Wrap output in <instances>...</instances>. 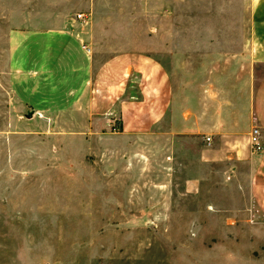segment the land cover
I'll use <instances>...</instances> for the list:
<instances>
[{"label": "rangeland", "instance_id": "374dc122", "mask_svg": "<svg viewBox=\"0 0 264 264\" xmlns=\"http://www.w3.org/2000/svg\"><path fill=\"white\" fill-rule=\"evenodd\" d=\"M86 1L0 0V264H264V212L248 164L228 174L221 161L200 164L203 139L174 134L171 117L122 133L101 88L93 93L104 102L90 111L36 113L14 96L11 32L59 28L49 18L63 12L87 21L77 13ZM229 1L97 0L134 43L148 36L154 58L157 30L174 21L235 28ZM191 175L204 177L197 192L185 191Z\"/></svg>", "mask_w": 264, "mask_h": 264}, {"label": "crops", "instance_id": "0c3cea01", "mask_svg": "<svg viewBox=\"0 0 264 264\" xmlns=\"http://www.w3.org/2000/svg\"><path fill=\"white\" fill-rule=\"evenodd\" d=\"M230 4L236 7L235 28H208L205 21L204 27L181 30L174 21L173 29L157 30V58L150 56L148 36L141 41L145 45L134 43L132 30H117L115 16L97 0L79 4L77 13L87 21L63 12L49 18L60 21L59 28L14 30V96L36 113L90 111L106 98L112 104L105 114L126 135L148 133L171 117L174 134L203 139L200 164L221 161L226 174L235 163L248 164L250 193L264 212V152L251 155L248 146L254 125L264 145V0ZM99 88L106 96L94 95ZM203 178L188 176L185 191L197 192Z\"/></svg>", "mask_w": 264, "mask_h": 264}, {"label": "built area", "instance_id": "2783aa9c", "mask_svg": "<svg viewBox=\"0 0 264 264\" xmlns=\"http://www.w3.org/2000/svg\"><path fill=\"white\" fill-rule=\"evenodd\" d=\"M82 14L78 18H82ZM262 130L259 126L254 125L248 134V145L251 155L259 156L264 152V145L262 142ZM209 141V138H206Z\"/></svg>", "mask_w": 264, "mask_h": 264}, {"label": "water", "instance_id": "95a60500", "mask_svg": "<svg viewBox=\"0 0 264 264\" xmlns=\"http://www.w3.org/2000/svg\"><path fill=\"white\" fill-rule=\"evenodd\" d=\"M32 114H33V112H30V113L28 114V116H27V117H31V116H32Z\"/></svg>", "mask_w": 264, "mask_h": 264}]
</instances>
